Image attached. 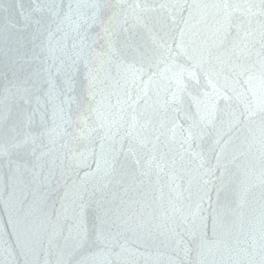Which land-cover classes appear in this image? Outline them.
I'll list each match as a JSON object with an SVG mask.
<instances>
[{
    "label": "water",
    "instance_id": "1",
    "mask_svg": "<svg viewBox=\"0 0 264 264\" xmlns=\"http://www.w3.org/2000/svg\"><path fill=\"white\" fill-rule=\"evenodd\" d=\"M0 264H264V0H0Z\"/></svg>",
    "mask_w": 264,
    "mask_h": 264
}]
</instances>
